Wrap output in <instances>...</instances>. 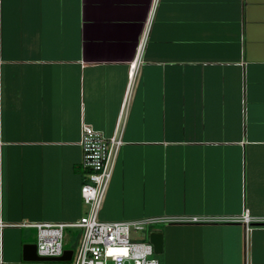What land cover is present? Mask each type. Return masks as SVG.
<instances>
[{"label": "crops", "instance_id": "crops-1", "mask_svg": "<svg viewBox=\"0 0 264 264\" xmlns=\"http://www.w3.org/2000/svg\"><path fill=\"white\" fill-rule=\"evenodd\" d=\"M84 125L122 136L108 199L143 204L104 222L264 219V0H0L4 264L86 215ZM157 226L160 264H264V223Z\"/></svg>", "mask_w": 264, "mask_h": 264}, {"label": "built area", "instance_id": "built-area-1", "mask_svg": "<svg viewBox=\"0 0 264 264\" xmlns=\"http://www.w3.org/2000/svg\"><path fill=\"white\" fill-rule=\"evenodd\" d=\"M152 19L148 22L137 58L131 65L130 87L142 63ZM82 162L85 183L81 189L89 212L75 223H38L26 225L37 229V252L40 257L58 258L65 252L68 229L79 230L80 244L75 264H160L148 229L158 224L176 222H236L242 221L251 231L250 225L264 223L245 213L239 218L207 217H151L134 221L104 222L99 220L104 196L111 182L115 162L121 147L122 136L106 137L102 132L84 125L81 136ZM2 227V225H0ZM0 264H4L0 261Z\"/></svg>", "mask_w": 264, "mask_h": 264}, {"label": "rangeland", "instance_id": "rangeland-1", "mask_svg": "<svg viewBox=\"0 0 264 264\" xmlns=\"http://www.w3.org/2000/svg\"><path fill=\"white\" fill-rule=\"evenodd\" d=\"M112 181H113V178H112V180L108 186V189L106 191V194L104 196L103 204H102L100 214H99V220L100 221L108 220L109 218L114 220V211L116 213L120 214L121 212H123V209H126V211H127L126 213H129V211H131V210L134 211L136 206L139 207V209L141 208L143 210V204L140 202L139 197H137V199H136L135 198L136 195L131 196V194H130L131 192H129V191L127 194L126 203H124L123 200L118 199V198H117V200H114V191L112 192L111 198L108 199V193L110 191V187L112 186L111 185ZM87 208H88V210H87L86 215L89 212V206ZM157 227H159V226H157ZM67 233L69 234L70 242L65 244V250H73L75 252V255H76L78 252V249H79V246H78L79 230L68 229ZM16 234L18 237H19V235L21 237H23L27 242H31L32 244L37 243V229H35V228H24V229H22V231L17 232ZM6 242H9V239H6ZM23 264H49V263H47V262L46 263L45 262H23ZM55 264H75V257L71 262H66V263L59 262V263H55Z\"/></svg>", "mask_w": 264, "mask_h": 264}, {"label": "water", "instance_id": "water-1", "mask_svg": "<svg viewBox=\"0 0 264 264\" xmlns=\"http://www.w3.org/2000/svg\"><path fill=\"white\" fill-rule=\"evenodd\" d=\"M149 240L153 244L155 253L161 255L164 250V237L162 233H152ZM74 255L73 250H65L63 256L58 258L40 257L36 244H28L23 248V259L25 262H71Z\"/></svg>", "mask_w": 264, "mask_h": 264}, {"label": "trees", "instance_id": "trees-1", "mask_svg": "<svg viewBox=\"0 0 264 264\" xmlns=\"http://www.w3.org/2000/svg\"><path fill=\"white\" fill-rule=\"evenodd\" d=\"M79 244H80V236L78 237V246H79Z\"/></svg>", "mask_w": 264, "mask_h": 264}]
</instances>
